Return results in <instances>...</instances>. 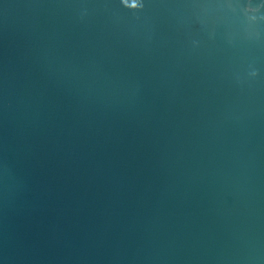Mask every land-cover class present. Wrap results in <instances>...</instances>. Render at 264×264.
<instances>
[{
  "label": "water",
  "instance_id": "1",
  "mask_svg": "<svg viewBox=\"0 0 264 264\" xmlns=\"http://www.w3.org/2000/svg\"><path fill=\"white\" fill-rule=\"evenodd\" d=\"M0 264H264V0H0Z\"/></svg>",
  "mask_w": 264,
  "mask_h": 264
}]
</instances>
